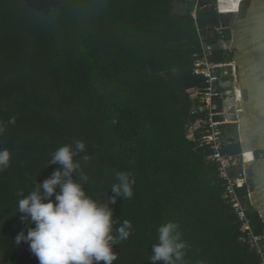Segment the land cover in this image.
I'll return each instance as SVG.
<instances>
[{
  "label": "trees",
  "instance_id": "16d2710c",
  "mask_svg": "<svg viewBox=\"0 0 264 264\" xmlns=\"http://www.w3.org/2000/svg\"><path fill=\"white\" fill-rule=\"evenodd\" d=\"M237 1L223 12L216 0H0V120L16 118L0 137L12 152L0 172L4 264H38L16 242L29 227L16 193L49 178L59 167L48 164L52 153L76 139L86 143L90 158L81 170L94 199L113 195L118 171L135 180L133 197L111 205L114 219L132 224L114 248V264H150L157 228L167 221L179 224L188 245L185 264H259L217 164L206 158L208 146L187 136L197 120L190 110L206 87L192 54L202 39L213 46L211 60H231L218 43L231 38L225 11L234 12ZM222 127L223 152L239 154L238 137L226 136L237 135V123ZM239 192L253 231L263 234L245 185Z\"/></svg>",
  "mask_w": 264,
  "mask_h": 264
},
{
  "label": "clouds",
  "instance_id": "9594fccd",
  "mask_svg": "<svg viewBox=\"0 0 264 264\" xmlns=\"http://www.w3.org/2000/svg\"><path fill=\"white\" fill-rule=\"evenodd\" d=\"M15 120V116L7 123L0 120V137ZM89 158L86 143L73 140L52 153L48 164L59 167L49 178L36 182L27 195L23 189L17 190L20 198L16 211L29 227L26 234L22 231L17 235L16 242L26 243L38 264H114L118 258L115 246L131 234L130 221L114 219L111 205L121 197H133L134 178L125 171L116 172L113 195L101 203L85 190L88 177L81 170V162ZM11 159L12 152L0 147V172L9 168ZM179 228L175 221L158 226V242L151 246L150 264H185L188 245Z\"/></svg>",
  "mask_w": 264,
  "mask_h": 264
},
{
  "label": "water",
  "instance_id": "95a60500",
  "mask_svg": "<svg viewBox=\"0 0 264 264\" xmlns=\"http://www.w3.org/2000/svg\"><path fill=\"white\" fill-rule=\"evenodd\" d=\"M229 29L241 170L264 224V0H239Z\"/></svg>",
  "mask_w": 264,
  "mask_h": 264
},
{
  "label": "built area",
  "instance_id": "2783aa9c",
  "mask_svg": "<svg viewBox=\"0 0 264 264\" xmlns=\"http://www.w3.org/2000/svg\"><path fill=\"white\" fill-rule=\"evenodd\" d=\"M216 8L223 11L220 8L219 0H216ZM222 29L223 27H220L216 31L220 33ZM212 48V45L203 42L201 39V52L192 54L194 74L204 78L206 87L198 96L199 104L193 106L190 110V114L197 116V120L188 128V131L192 132V137L188 136V131L187 136L189 139L194 140L198 146H208L210 151L206 158L217 164V177L224 186L223 195L237 217L241 229L246 234L244 240L260 257L259 264H264V234H256L253 231L245 197L239 192V189L244 186L241 170L243 163L242 151L239 154L223 152L226 138L223 135L224 129L222 126L230 123L232 121L231 115L234 114V111L229 110L225 101L231 93L225 83L233 77L232 61L211 60L209 56ZM233 88L235 90V87ZM236 97L235 93V99ZM235 120L231 123H237V116ZM197 124L202 126L198 137L195 135Z\"/></svg>",
  "mask_w": 264,
  "mask_h": 264
},
{
  "label": "rangeland",
  "instance_id": "374dc122",
  "mask_svg": "<svg viewBox=\"0 0 264 264\" xmlns=\"http://www.w3.org/2000/svg\"><path fill=\"white\" fill-rule=\"evenodd\" d=\"M220 7L222 9H224V10H228L229 8H232L231 0H220ZM233 13L234 12H232V11H230V12H226L225 11V15L227 16V25H226V27H228V28H230L231 20L233 18ZM218 44L220 45V47L228 50V48L230 46V39L226 40V41H219ZM225 84H226L227 88H229L230 91H231V93L227 96L225 101L227 103V107H229V110L231 112L234 111V114L231 115V120H232L231 122H235L236 121L235 120L236 119V114H235L236 99H235V90L233 88L234 87L233 77L229 78ZM188 136L192 137V132L191 131H188ZM226 136H227V138H234L235 139L236 137H238V133L236 135L234 133H229L228 132ZM0 260H1V264H4V262L2 261V257H0Z\"/></svg>",
  "mask_w": 264,
  "mask_h": 264
},
{
  "label": "bare ground",
  "instance_id": "6f19581e",
  "mask_svg": "<svg viewBox=\"0 0 264 264\" xmlns=\"http://www.w3.org/2000/svg\"><path fill=\"white\" fill-rule=\"evenodd\" d=\"M239 2V0L237 1V3ZM237 3H236V5H235V10L237 9Z\"/></svg>",
  "mask_w": 264,
  "mask_h": 264
}]
</instances>
